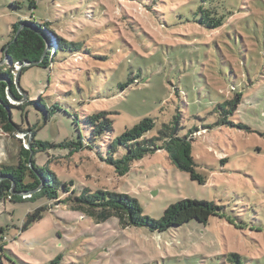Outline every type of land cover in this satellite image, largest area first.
Instances as JSON below:
<instances>
[{
  "label": "rangeland",
  "instance_id": "rangeland-1",
  "mask_svg": "<svg viewBox=\"0 0 264 264\" xmlns=\"http://www.w3.org/2000/svg\"><path fill=\"white\" fill-rule=\"evenodd\" d=\"M15 1L20 9L14 8ZM223 1L36 0L30 10L27 0H0V69L19 76L28 93L22 91L21 101L8 96V103L41 97L44 105L61 109L46 124L40 106L27 109L25 127L36 126L37 140L57 146L82 135L92 142L86 119L101 111L112 114L113 137L149 117L156 124L147 134L152 138L179 117L180 135L200 130L193 155L206 183L176 169L165 151L120 176L100 155L106 153L99 146H107L108 137L74 153L76 146L42 150L39 166L49 168L61 183L73 181L78 190L129 194L154 219L183 199L212 202L234 219L213 216L206 225L193 220L157 233L123 229L117 221L99 224L67 203L51 205L45 198L7 199L0 201L5 264H264V0ZM212 3L232 12L220 30L195 22L205 14L200 7ZM126 14L133 30H128ZM31 18L65 24L53 35L83 43L84 49L59 51L51 69L33 67L21 75L16 65L4 61L2 48L10 25ZM133 78L140 84L123 90ZM237 93L244 95L230 117L237 126L219 125L217 103ZM15 111L14 121L21 124V111ZM29 141L27 132L8 134L0 126V164L14 161L18 147H31ZM41 207L47 209L44 218L22 230L27 216ZM2 236L8 238L4 244Z\"/></svg>",
  "mask_w": 264,
  "mask_h": 264
},
{
  "label": "trees",
  "instance_id": "trees-1",
  "mask_svg": "<svg viewBox=\"0 0 264 264\" xmlns=\"http://www.w3.org/2000/svg\"><path fill=\"white\" fill-rule=\"evenodd\" d=\"M27 1L29 2L30 10H34L37 7L36 0ZM223 2L222 0L221 3ZM149 3L154 4L153 1H149ZM13 4L15 5L14 8L20 9V2L15 1ZM94 5H97V3H94ZM145 7L155 14L158 13L153 10V6L146 4ZM220 7H223L220 3H212L211 6L200 7V10L205 11V14L200 19H195V22L210 30H220L226 25L228 18L226 14H232L230 11L225 13ZM159 8L157 6V9ZM71 12L72 10H69L67 14ZM100 18L104 19L105 15L100 13ZM77 19L73 18V20ZM125 19L128 23L127 26H131V28L128 27V30H133V23L127 14ZM108 24L110 25L112 22L108 21ZM86 27L87 25H84L82 29ZM55 28L64 30L67 27L57 21L38 23L33 21L32 18L30 20H17L10 25L9 39L2 48L4 61L7 59L9 63L16 65L17 68L22 70L21 75H23L26 70L33 67L51 69L59 51L77 53L84 49L83 43L71 42L72 40L67 41L62 36L55 37L52 33ZM16 79L17 76L12 75L11 70H8L7 67H5V70L0 69V126L8 134L21 131L27 132L30 137L29 144H31V147L24 148L19 146L14 156V161L0 164V201L8 199L11 202H19L45 198L51 205L58 202L67 203L72 210L89 216L91 220H96L99 224L117 221L123 229L147 228L149 231L157 233L181 227L193 220L206 225L213 216L227 217L222 212V208L212 202L183 199L170 205L160 219H154L144 215L139 201L129 194L104 190L91 192L86 187L78 190L73 181L59 182L54 172L47 167L38 165L36 158L40 151L53 147L69 148L76 146L71 151L74 153V151L92 148L91 143L93 144L95 140H103L104 137H108V145L99 146V148L104 147L106 153L104 155L100 153V155L104 156L102 157L103 161L112 165L120 176L128 175L132 165L136 162L142 161L145 157L156 152L165 151L176 169L189 174L193 181L205 184L206 178L198 173V166L193 155L192 143L195 136L200 133V130L197 129L189 135H180L181 122L179 121L180 118L176 117L174 123L164 124L157 136L149 138L147 134L155 128L156 124L152 118L146 117L134 127L126 129L120 136L113 137V120L109 117L112 114L101 111L91 114L86 119L87 125L91 128L90 140L94 141H88V139L80 135L78 141H65L56 146L50 142L37 140L36 126H31L29 123L28 128H26L23 117L27 116V109L31 105L37 104L46 113L44 121L46 124L57 109L59 111L61 109L56 105L48 107L45 104V106L41 101V97L36 101L27 103L9 104L7 99L9 93L18 101L24 99L22 91L27 93L17 83ZM134 84H140V80L133 78L125 85H122L121 88L125 90ZM232 91H235L234 87ZM243 98V93H237L233 98L217 103L215 109L218 110L219 118L221 117L218 121L219 125L237 126L230 121V117L237 112ZM14 110L21 111V124L14 121ZM75 123L78 127L79 122L77 119ZM239 125V127H245L244 124ZM60 197L63 198L60 199ZM46 210L45 207H41L35 213L29 214L22 230H26L33 223L41 221ZM227 218L234 220L232 217ZM4 232L5 228L1 227L0 234ZM7 240L6 236L1 237L3 244ZM3 250L5 249L0 244V264H5L4 254L1 253ZM59 259L57 258L56 260L58 261Z\"/></svg>",
  "mask_w": 264,
  "mask_h": 264
},
{
  "label": "water",
  "instance_id": "water-1",
  "mask_svg": "<svg viewBox=\"0 0 264 264\" xmlns=\"http://www.w3.org/2000/svg\"><path fill=\"white\" fill-rule=\"evenodd\" d=\"M10 64H11V63H10ZM16 80H17V83H18L19 76H17V79H16ZM8 96H10V97H11V96H12V95H11V93H9V95H8ZM12 97H13V96H12ZM30 146H31V144H30Z\"/></svg>",
  "mask_w": 264,
  "mask_h": 264
}]
</instances>
